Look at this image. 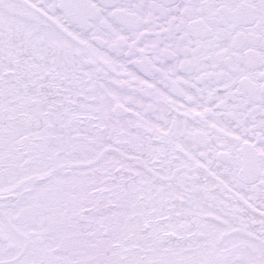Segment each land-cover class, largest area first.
<instances>
[{"label": "snow or ice", "instance_id": "obj_1", "mask_svg": "<svg viewBox=\"0 0 264 264\" xmlns=\"http://www.w3.org/2000/svg\"><path fill=\"white\" fill-rule=\"evenodd\" d=\"M0 264H264V0H0Z\"/></svg>", "mask_w": 264, "mask_h": 264}]
</instances>
